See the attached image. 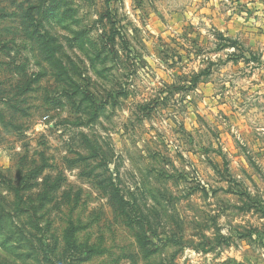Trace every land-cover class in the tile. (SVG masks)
<instances>
[{
    "label": "rangeland",
    "instance_id": "obj_1",
    "mask_svg": "<svg viewBox=\"0 0 264 264\" xmlns=\"http://www.w3.org/2000/svg\"><path fill=\"white\" fill-rule=\"evenodd\" d=\"M230 5L0 0V264H264V39Z\"/></svg>",
    "mask_w": 264,
    "mask_h": 264
},
{
    "label": "crops",
    "instance_id": "obj_2",
    "mask_svg": "<svg viewBox=\"0 0 264 264\" xmlns=\"http://www.w3.org/2000/svg\"><path fill=\"white\" fill-rule=\"evenodd\" d=\"M230 9L233 16H236L237 13H240V16H237V20L244 21L249 26L250 37L253 38V44L256 43L257 37L264 39V0H231ZM247 14L246 17H243ZM235 18V19H236ZM234 18L232 22H237ZM238 27H241L240 23H236ZM264 46V41H263Z\"/></svg>",
    "mask_w": 264,
    "mask_h": 264
}]
</instances>
